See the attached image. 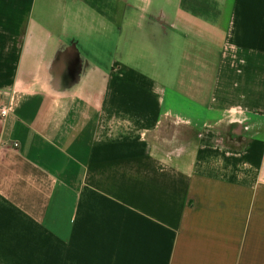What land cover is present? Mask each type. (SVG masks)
I'll return each mask as SVG.
<instances>
[{
  "label": "crops",
  "instance_id": "obj_1",
  "mask_svg": "<svg viewBox=\"0 0 264 264\" xmlns=\"http://www.w3.org/2000/svg\"><path fill=\"white\" fill-rule=\"evenodd\" d=\"M10 100L0 264H264V0H0Z\"/></svg>",
  "mask_w": 264,
  "mask_h": 264
},
{
  "label": "built area",
  "instance_id": "obj_2",
  "mask_svg": "<svg viewBox=\"0 0 264 264\" xmlns=\"http://www.w3.org/2000/svg\"><path fill=\"white\" fill-rule=\"evenodd\" d=\"M13 101L10 100L7 104L0 107V115L2 119V134L5 136L11 129L9 126V114L12 111ZM16 145V143L14 144Z\"/></svg>",
  "mask_w": 264,
  "mask_h": 264
}]
</instances>
